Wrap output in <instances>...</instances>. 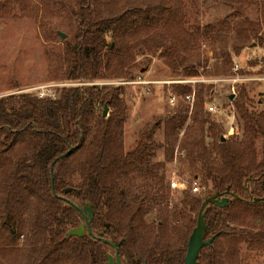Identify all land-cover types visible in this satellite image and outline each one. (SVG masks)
I'll return each instance as SVG.
<instances>
[{"label":"trees","instance_id":"obj_1","mask_svg":"<svg viewBox=\"0 0 264 264\" xmlns=\"http://www.w3.org/2000/svg\"><path fill=\"white\" fill-rule=\"evenodd\" d=\"M130 4L131 0H73L69 12L76 23L75 38L60 54L64 77L70 84L61 85L54 99L29 92L0 97L4 213L8 224L19 220L15 230L0 229V264H7L13 253L19 256L16 264H107L108 255H115L116 248L102 238L119 243L123 264H185L188 243L181 248L166 241L152 245L143 242L140 232L145 226L144 216L153 208V195L144 190L126 201L118 182L132 174H145L153 186H158L157 201L164 203L166 180L161 171L165 161L173 158L178 141L181 161L200 171L192 180L208 190L201 197L190 187V193L174 205L173 229L181 224L182 233L191 234L198 220L191 212L197 210L199 216L207 197L221 193L230 199L224 206L210 202L205 207V237L215 239L199 253V263L238 264L242 242L250 250H264V113L249 110L245 88L234 96L243 119L242 140L223 139L220 124L204 111L205 83H201L186 127L189 107H177L166 121L165 161L155 164L150 161L159 146L154 141L159 120L142 131L133 150L123 148L120 86H112L103 95L113 110L94 119L100 90L88 82L123 77L126 67L136 59V48L150 46L152 37L142 38V34L151 28L154 6L143 9L131 8ZM180 8L168 15L172 33L175 22L184 32ZM243 25L259 36L249 17ZM259 40L264 45L262 35ZM248 43L246 35L237 49ZM233 63L227 51L214 64L212 74L232 75ZM183 73L193 74L188 67ZM125 77L134 76L129 73ZM191 91L186 85L182 90L184 94ZM206 136L212 138L211 144ZM75 174L80 177L77 183L73 182ZM89 203L95 235L70 236L68 230L83 222L80 209ZM18 204L29 208L32 218L27 224L22 221V211L12 214ZM167 225L168 219L162 215L157 228L162 230ZM21 237L24 246L17 247ZM138 243L143 246L137 248Z\"/></svg>","mask_w":264,"mask_h":264},{"label":"rangeland","instance_id":"obj_2","mask_svg":"<svg viewBox=\"0 0 264 264\" xmlns=\"http://www.w3.org/2000/svg\"><path fill=\"white\" fill-rule=\"evenodd\" d=\"M72 3L73 0H0V97L20 95L24 92L38 96L40 91L49 94L56 92L57 97L58 88L70 84L64 77V63L60 60V54L75 38L76 23L69 12ZM179 5L181 8L178 15L182 18L184 32L179 30L175 22L173 27L176 31L172 33L169 28L171 23L167 19L170 11ZM152 6L154 9L151 11V28L148 34H142V38L152 37L150 46L141 44L136 48V59L126 67L123 77H104L88 82L97 85L100 90L96 99L94 119L104 111V92L112 86H120L119 100L124 116L123 148L126 151L133 150L142 131L159 120L154 135V141L159 146L150 164L165 161L166 121L177 107L183 106L189 107L185 127L190 122L192 108L180 98L184 95L183 87L186 85L196 90L198 85L205 83V113L220 124L226 138L242 140L243 119L235 100L229 97L233 94L232 86L235 82L213 81L227 77L228 74L212 73L214 64L220 62L227 51L232 54L234 62L245 66L254 65L250 74L258 71L256 62L264 54V45L259 40L261 35L264 37V0H131L129 5L131 8L143 9ZM248 17L258 27L259 36L243 25ZM60 32L65 33L66 38L61 37ZM246 35H249L248 45L237 49ZM108 39L112 42L110 36ZM154 45L159 46L153 49ZM185 67L193 74L184 75ZM263 71L264 69L261 72ZM129 73L134 77H125ZM185 79H199L200 82H175ZM242 87L246 90L249 110L264 113V91L261 84L251 79L236 83V93ZM171 92L179 96V102L175 105L169 99ZM209 103L220 106L221 112L210 113L207 109ZM112 110L113 107L108 105V113ZM206 142L211 144L212 138L206 136ZM178 145L179 141L176 143L173 158L165 161L166 167L161 171L166 180L167 200L164 203L157 201L158 186H153L145 174H132L129 178L118 181L126 201L144 190H148L155 198L152 210L143 218L145 226L142 227L143 232H140L144 238L143 242L147 245L166 241L172 246L184 248L188 243L190 234L182 233L184 229L181 224H177L176 228L179 230L171 226L176 224L171 220L172 211L174 205L190 193L192 179L195 174H200V171L181 161L182 152ZM257 145L260 150V140ZM174 175L180 182L185 183V188L171 187V178ZM79 181V175L75 174L73 182ZM206 190L208 187L201 186L200 191L192 193L204 197ZM3 197L0 187V229L15 230L19 220L7 223ZM166 203L168 208H165ZM17 210L22 211V221L27 224L32 218L28 213L27 204H18L12 214ZM191 214L196 220L197 210ZM162 215L168 219V225L161 230L157 228V224ZM23 244L24 238L21 237L16 246L21 247ZM136 246L139 248L143 245L138 243ZM18 257L15 253L11 254L6 263L16 264ZM238 264H264V250H250L247 244L242 242Z\"/></svg>","mask_w":264,"mask_h":264},{"label":"water","instance_id":"obj_3","mask_svg":"<svg viewBox=\"0 0 264 264\" xmlns=\"http://www.w3.org/2000/svg\"><path fill=\"white\" fill-rule=\"evenodd\" d=\"M61 37L66 38V34L63 32H60ZM235 94H231L229 97L230 99L234 100ZM108 114V105H105L103 116L105 117ZM226 137L223 136V139ZM230 199L228 197H223L221 193H216L213 196L207 197L204 203L202 204L200 208V213L198 216L197 224L194 227L192 233L189 236L188 240V248L187 253L184 258L185 264H200L197 260L199 257V253L201 250L208 245H211L212 241L215 239V236H211L210 238H206V231H207V222H206V211L205 208L206 205L210 202H213L214 204L218 206H224L226 204H229ZM81 215H83V222L75 227L68 230L70 236H85L88 234L95 235V232L92 230L91 222L94 218V212L92 208V203H89L84 206L83 209H80ZM100 234H103L102 232ZM106 243H110L113 247L116 248L115 256L113 254L108 255V261L107 264H123L120 256H119V250L118 245L119 243H115L110 239L102 238ZM148 264V263H145Z\"/></svg>","mask_w":264,"mask_h":264},{"label":"built area","instance_id":"obj_4","mask_svg":"<svg viewBox=\"0 0 264 264\" xmlns=\"http://www.w3.org/2000/svg\"><path fill=\"white\" fill-rule=\"evenodd\" d=\"M256 62V61H255ZM257 66H259L258 71L255 74H250L251 71L253 70L254 65L252 64H248V65H241L239 62L235 61L233 63V74L224 78H217V79H213V81L218 82L219 81H230V82H235L234 85L232 86V92L233 94L236 93V83L239 82H243V81H250L254 80V81H258L259 84H261L263 91H264V71L261 72L264 69V54L263 57H261L259 59V61L256 62ZM247 71V72H246ZM252 75V76H251ZM176 83H186V82H191V83H196V82H200L199 79H185V80H177L175 81ZM195 93L196 90L195 88L192 89L191 92H187L185 93L182 97H180L181 99H183V101L187 102L191 108H193L194 102H195ZM38 97H50V98H55L56 97V92L49 94L46 93L44 91H40L38 94ZM169 99L170 102L175 105L179 102V96L175 93V92H171L169 95ZM207 109L210 113H218L221 112L222 108L220 106H217L215 104H207ZM234 128L231 127V130H233ZM231 131V132H232ZM172 188H185L186 185L185 183L180 182V180H178V178L174 175L171 178V183H170ZM191 190L193 192H198L201 190V186L199 184V182L197 180H193L192 183L190 184Z\"/></svg>","mask_w":264,"mask_h":264},{"label":"flooded vegetation","instance_id":"obj_5","mask_svg":"<svg viewBox=\"0 0 264 264\" xmlns=\"http://www.w3.org/2000/svg\"><path fill=\"white\" fill-rule=\"evenodd\" d=\"M115 256V255H114Z\"/></svg>","mask_w":264,"mask_h":264}]
</instances>
